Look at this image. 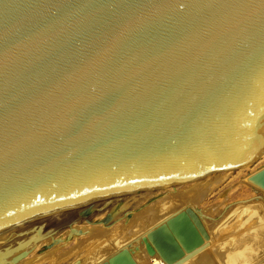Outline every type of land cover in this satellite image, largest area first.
Returning a JSON list of instances; mask_svg holds the SVG:
<instances>
[{
  "label": "water",
  "instance_id": "95a60500",
  "mask_svg": "<svg viewBox=\"0 0 264 264\" xmlns=\"http://www.w3.org/2000/svg\"><path fill=\"white\" fill-rule=\"evenodd\" d=\"M263 156L264 0H0V249L78 206ZM249 182L264 192V169ZM185 218L148 235L149 256L208 248Z\"/></svg>",
  "mask_w": 264,
  "mask_h": 264
},
{
  "label": "rangeland",
  "instance_id": "374dc122",
  "mask_svg": "<svg viewBox=\"0 0 264 264\" xmlns=\"http://www.w3.org/2000/svg\"><path fill=\"white\" fill-rule=\"evenodd\" d=\"M263 169L264 157L237 171L219 172L173 187L106 197L92 206H78L81 210L73 216L78 214L80 217L76 218L80 220L74 222L75 217H71L60 223L62 227L50 230L47 240L23 250L28 253L27 258L17 264H105L123 250H128L140 264L139 251L151 257L146 249L148 235L181 214H186L187 222L190 221L198 235L200 230L194 220L207 230L206 242L210 239L215 245L229 242L261 228L264 223V192L247 182L251 175ZM258 210L263 215H256ZM61 215L53 219L60 220ZM156 255L159 256L157 252ZM258 264H264V257Z\"/></svg>",
  "mask_w": 264,
  "mask_h": 264
},
{
  "label": "bare ground",
  "instance_id": "6f19581e",
  "mask_svg": "<svg viewBox=\"0 0 264 264\" xmlns=\"http://www.w3.org/2000/svg\"><path fill=\"white\" fill-rule=\"evenodd\" d=\"M249 178L247 179V182L250 185H252L249 182ZM96 201L85 204L84 206H89L90 204L93 205L94 202H96ZM92 205H90V206H92ZM87 209H89V207ZM80 210H81V208H78V209H75V210H72V211L66 213V215H64V216L61 215L62 216L60 218L61 221L58 219H51L48 222L49 225H47L48 223L47 224L45 223V225H47L48 227L44 226L45 228H43V225H44L43 224L42 226H40L35 231L19 238L9 248L0 249V258L6 256L5 262L7 264L12 263L14 258L20 256L23 253H27V252H24L23 250L28 248L31 244L39 243L41 241L47 240L51 236L50 235L51 231H55L56 229H59L60 227H62V225L59 226L60 223H62V222L64 223V221H66L67 219H69L71 217L79 218L80 216L79 217L73 216V214L78 213L77 211H80ZM74 211H76V212H74ZM170 211H171V209H170ZM260 211L258 210L257 212H255V214L256 215H263L262 212H260ZM162 213H164V211ZM158 214H159L158 211H156L155 215H158ZM178 216H180V215H178ZM178 216L176 218H178ZM77 218H75L73 221L75 222V221L80 220ZM81 218H83V217H81ZM176 218H171L167 222L165 220L166 219L168 220V218L164 219V221L166 222L165 225H167L169 222L175 220ZM185 219H187V218H185ZM259 219H261V218H259ZM182 223L186 224V220H183ZM184 224H180V225H184ZM68 225H70V223ZM180 228L190 229L189 227H184V226H181ZM201 231H203V232H201ZM201 231L199 232L201 235L193 236V238L188 237L187 243L190 246L191 245L192 246L198 245L200 242L199 238L201 236L203 238L204 245H208V248L206 250H204L201 254H199L198 256H196L195 258H193L192 260H190L189 262H187L185 264H258L261 261V259L264 257V223L262 224L261 228L255 229L254 231H251V232H249L243 236H240L234 240H231L229 242L222 243L221 245H215V243L211 239L208 242H206L207 240H205V239L208 237L207 230L204 227H202ZM203 233L206 237L203 236ZM21 239H23V241ZM176 242L179 243L177 240H176ZM167 244H169V243H167ZM16 246H17V249L14 250V248ZM180 247H181V250L183 251L184 255H187V252L182 247V245H180ZM156 250H157V253L159 254V256L155 255L153 257L152 256L146 257L143 254V252L140 253V251H139V254H138L139 263L144 264L146 262H149L148 264H169L167 259L159 252V247ZM18 253H20V254L18 256H16V254H18ZM0 264H1V261H0Z\"/></svg>",
  "mask_w": 264,
  "mask_h": 264
},
{
  "label": "crops",
  "instance_id": "0c3cea01",
  "mask_svg": "<svg viewBox=\"0 0 264 264\" xmlns=\"http://www.w3.org/2000/svg\"><path fill=\"white\" fill-rule=\"evenodd\" d=\"M76 216H78V214H77ZM75 218H76V217H75Z\"/></svg>",
  "mask_w": 264,
  "mask_h": 264
}]
</instances>
